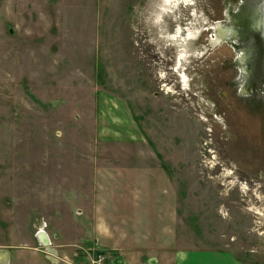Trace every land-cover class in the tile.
Masks as SVG:
<instances>
[{
  "label": "rangeland",
  "instance_id": "rangeland-1",
  "mask_svg": "<svg viewBox=\"0 0 264 264\" xmlns=\"http://www.w3.org/2000/svg\"><path fill=\"white\" fill-rule=\"evenodd\" d=\"M170 2L0 0L16 264L39 231L76 264L169 245L264 264V0Z\"/></svg>",
  "mask_w": 264,
  "mask_h": 264
},
{
  "label": "crops",
  "instance_id": "crops-1",
  "mask_svg": "<svg viewBox=\"0 0 264 264\" xmlns=\"http://www.w3.org/2000/svg\"><path fill=\"white\" fill-rule=\"evenodd\" d=\"M110 232L112 231L110 230ZM45 233L50 240L52 236L48 235L47 232ZM114 233H115L114 236H118L119 232L114 231ZM32 243L33 245H30V247L31 249H33L35 257L26 256V259L21 258L20 259L21 262H19L20 264H28V263L29 264H76L72 262L74 260H72L69 256L60 257L59 255L57 257V256H54V254H51L50 247H49L52 244L51 240H50L49 246H46L42 239L38 241V246L44 247L45 251L37 248V245L34 239ZM170 247H171L170 245L167 248H165V246L154 247V248L144 247V248H148V252H147L148 262L150 264H245L239 261L237 258H235L232 254L226 253V252H208V251L201 252V251H191V250L190 251L177 250L172 255V253L170 252ZM16 250L17 248L13 245H9L6 243H0V264H16L15 262ZM129 251H132V250H129ZM61 252H63V250H59V253ZM197 252L200 253L199 254L200 256H198L196 260V257L193 258L192 254L197 253ZM202 253L207 255V257L202 256ZM139 256H140V253L138 252H132V253L127 252L126 258L132 264H139V260H138ZM66 258L68 261L64 260ZM117 261L118 260L116 258L115 263Z\"/></svg>",
  "mask_w": 264,
  "mask_h": 264
},
{
  "label": "water",
  "instance_id": "water-1",
  "mask_svg": "<svg viewBox=\"0 0 264 264\" xmlns=\"http://www.w3.org/2000/svg\"><path fill=\"white\" fill-rule=\"evenodd\" d=\"M40 238L43 240V242H44V244L46 246H49L50 245V240H49V238H48V236L46 235L45 232L42 231L40 233ZM50 252L54 254L55 250L53 248H50Z\"/></svg>",
  "mask_w": 264,
  "mask_h": 264
},
{
  "label": "bare ground",
  "instance_id": "bare-ground-1",
  "mask_svg": "<svg viewBox=\"0 0 264 264\" xmlns=\"http://www.w3.org/2000/svg\"><path fill=\"white\" fill-rule=\"evenodd\" d=\"M165 1H166V0H165ZM167 1L170 2L171 0H167ZM172 1H173V0H172ZM175 1H181V0H175ZM166 3H167V2H166ZM170 3H172V2H170ZM176 3H177V2H176ZM178 3H179V2H178ZM168 4H169V3H168ZM162 6L164 7V5H162ZM166 6H167V5H166ZM168 6H169V5H168ZM161 8H162V7H161ZM170 8H171V7H170ZM158 13H159V12H158ZM159 15H161V14H159ZM217 29H218V28H215L216 31H217ZM214 40H215V39H214ZM180 50H181V49H180ZM180 50H179V51H180Z\"/></svg>",
  "mask_w": 264,
  "mask_h": 264
},
{
  "label": "built area",
  "instance_id": "built-area-1",
  "mask_svg": "<svg viewBox=\"0 0 264 264\" xmlns=\"http://www.w3.org/2000/svg\"><path fill=\"white\" fill-rule=\"evenodd\" d=\"M41 232H42V231H39V233H38L39 239H41V238H40V233H41ZM43 232H44V231H43Z\"/></svg>",
  "mask_w": 264,
  "mask_h": 264
},
{
  "label": "flooded vegetation",
  "instance_id": "flooded-vegetation-1",
  "mask_svg": "<svg viewBox=\"0 0 264 264\" xmlns=\"http://www.w3.org/2000/svg\"><path fill=\"white\" fill-rule=\"evenodd\" d=\"M262 6H264V3H263V5ZM263 9V8H262ZM264 33V32H263ZM264 35V34H263ZM233 37V36H232Z\"/></svg>",
  "mask_w": 264,
  "mask_h": 264
}]
</instances>
